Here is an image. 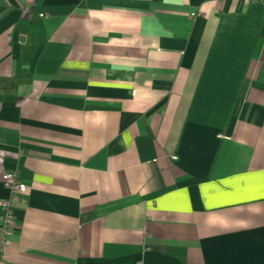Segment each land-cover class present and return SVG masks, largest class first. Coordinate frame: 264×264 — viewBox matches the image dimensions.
Returning a JSON list of instances; mask_svg holds the SVG:
<instances>
[{"label": "crops", "instance_id": "0c3cea01", "mask_svg": "<svg viewBox=\"0 0 264 264\" xmlns=\"http://www.w3.org/2000/svg\"><path fill=\"white\" fill-rule=\"evenodd\" d=\"M4 264H264V0H0Z\"/></svg>", "mask_w": 264, "mask_h": 264}, {"label": "built area", "instance_id": "2783aa9c", "mask_svg": "<svg viewBox=\"0 0 264 264\" xmlns=\"http://www.w3.org/2000/svg\"><path fill=\"white\" fill-rule=\"evenodd\" d=\"M2 184L7 191L5 198H0V264H4L2 252L5 244L14 233V208L19 202L20 195L25 192L16 171L4 172Z\"/></svg>", "mask_w": 264, "mask_h": 264}, {"label": "rangeland", "instance_id": "374dc122", "mask_svg": "<svg viewBox=\"0 0 264 264\" xmlns=\"http://www.w3.org/2000/svg\"><path fill=\"white\" fill-rule=\"evenodd\" d=\"M245 3H249V0H243ZM255 1H258V0H255ZM260 2V0H259Z\"/></svg>", "mask_w": 264, "mask_h": 264}, {"label": "bare ground", "instance_id": "6f19581e", "mask_svg": "<svg viewBox=\"0 0 264 264\" xmlns=\"http://www.w3.org/2000/svg\"><path fill=\"white\" fill-rule=\"evenodd\" d=\"M3 185V184H2ZM4 187V186H3ZM5 189V188H4Z\"/></svg>", "mask_w": 264, "mask_h": 264}]
</instances>
